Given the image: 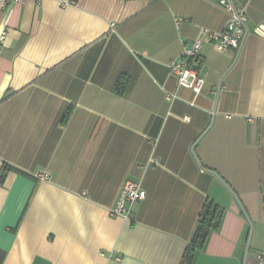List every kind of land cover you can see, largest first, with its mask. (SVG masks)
I'll list each match as a JSON object with an SVG mask.
<instances>
[{
  "label": "crops",
  "instance_id": "0c3cea01",
  "mask_svg": "<svg viewBox=\"0 0 264 264\" xmlns=\"http://www.w3.org/2000/svg\"><path fill=\"white\" fill-rule=\"evenodd\" d=\"M233 1L247 35L203 44L195 94L168 62L224 28L215 0H0V264H259L264 0ZM126 180L145 197L123 219Z\"/></svg>",
  "mask_w": 264,
  "mask_h": 264
},
{
  "label": "built area",
  "instance_id": "2783aa9c",
  "mask_svg": "<svg viewBox=\"0 0 264 264\" xmlns=\"http://www.w3.org/2000/svg\"><path fill=\"white\" fill-rule=\"evenodd\" d=\"M18 1V0H15ZM228 14L224 28L220 31H212L200 28L198 36L190 44L185 45L177 59L168 62L169 73L176 77L181 87L191 89L195 94L201 92L204 80L200 75L199 59L201 48L204 43H212L220 51L240 50L247 35V20L244 7L237 6L233 0H215ZM65 4V3H64ZM6 37V30H0V43ZM169 100L172 95H167ZM41 179H47L46 173L37 174ZM145 197V191L140 182L126 180L118 193L116 202L108 210L112 216L128 219L133 205ZM259 264H264V253L257 255Z\"/></svg>",
  "mask_w": 264,
  "mask_h": 264
},
{
  "label": "trees",
  "instance_id": "16d2710c",
  "mask_svg": "<svg viewBox=\"0 0 264 264\" xmlns=\"http://www.w3.org/2000/svg\"><path fill=\"white\" fill-rule=\"evenodd\" d=\"M220 218V209L217 204L212 201H206L201 209V213L192 234L189 246L184 256V263L190 258V252L200 248L209 233V231L215 229L218 225Z\"/></svg>",
  "mask_w": 264,
  "mask_h": 264
}]
</instances>
